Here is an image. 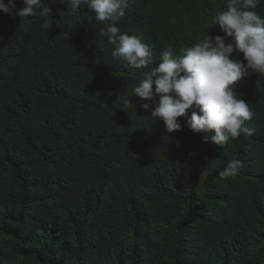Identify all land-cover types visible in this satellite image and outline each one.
<instances>
[{
    "label": "trees",
    "instance_id": "obj_1",
    "mask_svg": "<svg viewBox=\"0 0 264 264\" xmlns=\"http://www.w3.org/2000/svg\"><path fill=\"white\" fill-rule=\"evenodd\" d=\"M42 3L45 31L0 13V264H264V76L234 85L253 135L219 148L187 117L168 134L133 94L144 70L111 56L95 13ZM226 3L130 0L119 26L158 63L165 47L223 36L212 18ZM232 159L240 174L221 178Z\"/></svg>",
    "mask_w": 264,
    "mask_h": 264
},
{
    "label": "clouds",
    "instance_id": "obj_2",
    "mask_svg": "<svg viewBox=\"0 0 264 264\" xmlns=\"http://www.w3.org/2000/svg\"><path fill=\"white\" fill-rule=\"evenodd\" d=\"M0 0V13L23 18L39 17L41 30L53 24V10L42 0ZM70 5L73 14L81 6L95 13L100 24L99 35L112 46L111 56L128 66L144 70L143 78L134 87L140 107L150 112V118L163 122L166 133L182 130L177 118L187 117L186 126L194 134H202L203 143L223 147L230 140L254 134L247 122L254 117L249 102L241 98L234 85L242 78L255 74L264 76V16L256 10L264 0H227L226 8L212 18L223 36L210 37L183 47L175 54L172 46L165 47L157 63L153 47L140 36L121 31L119 22L129 9L130 0H60ZM59 11V9H57ZM231 38V43L226 40ZM243 56V62L233 58ZM133 104L125 99V112ZM191 115H188V110ZM243 161L230 160L219 171L221 178H235ZM204 176L211 173L205 168Z\"/></svg>",
    "mask_w": 264,
    "mask_h": 264
}]
</instances>
